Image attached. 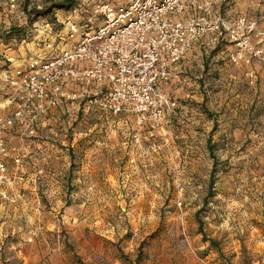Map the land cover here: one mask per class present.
Returning <instances> with one entry per match:
<instances>
[{"label":"rangeland","instance_id":"1","mask_svg":"<svg viewBox=\"0 0 264 264\" xmlns=\"http://www.w3.org/2000/svg\"><path fill=\"white\" fill-rule=\"evenodd\" d=\"M59 1L19 0L11 11L7 0H0V56L4 48L30 60L49 58L64 49L69 41L60 22L69 11L53 10L47 17L28 22L34 10ZM86 12L85 18L88 8ZM20 29V35L1 38ZM221 44L227 43L204 45L200 52L215 55ZM252 63L250 68L255 70ZM242 66L225 82L228 92L222 95L233 98L234 88L251 95L250 118L248 123L232 124L231 130H238L231 137L221 132L218 123H212L209 139L204 137L199 144L168 139L160 127L150 125L149 138H145V128L129 125L125 135H119L127 141L126 151L131 147L138 154L130 159L128 152L123 153L116 160L117 170L111 154L110 170L90 185L83 172L86 142L73 141L68 152L67 142L58 141L63 157L57 164L56 187L50 188L48 177L43 176L39 194L47 219L50 201L55 210L52 228L47 225L31 246L22 241L21 253L3 245L0 264H264V89L259 91L260 85L264 88V76L255 70L257 82L250 86L245 78L248 67L243 66V71ZM188 76L195 80L193 72ZM217 77L214 72L205 77L213 83L207 100L218 89ZM211 113L218 116L214 108ZM80 114L73 115L79 120ZM113 115L104 114L107 120ZM134 134L140 135L138 143L131 139ZM147 146L149 158L143 153ZM130 164L133 168L128 169ZM125 171L126 175L121 174ZM211 239L218 251L205 241Z\"/></svg>","mask_w":264,"mask_h":264},{"label":"crops","instance_id":"2","mask_svg":"<svg viewBox=\"0 0 264 264\" xmlns=\"http://www.w3.org/2000/svg\"><path fill=\"white\" fill-rule=\"evenodd\" d=\"M215 13L227 17L245 15L264 28V0L223 2L215 7ZM180 17L186 19L188 14ZM204 44V40L197 42L194 50L172 68L170 82L160 85L153 92L154 97L161 98L168 107L171 102L176 103V108H168L167 120L157 126L168 139L174 137L185 139V142L196 140V144H199L209 139L212 123L220 124L221 132L229 137L238 130L235 127V131H232V124L241 125L249 121L251 95L240 88L231 90L234 96L229 100L226 95H222L227 94L228 86L225 82L231 81L230 77L235 74L237 68L227 59V55L233 51V46L228 43L221 44L217 54L203 56L200 51L204 50ZM71 45L72 42H69L65 48H70ZM9 46L10 43H7L5 47ZM4 49L7 50L0 56V115L9 116L17 107L15 92L22 88L19 83L15 87L11 86L5 75L10 74L13 77L14 71L26 67L30 59L23 53ZM77 66L81 67L82 64ZM252 67L260 76H264V66L261 63L253 61ZM244 69L242 66L243 71ZM192 72L195 80L188 76ZM212 72L218 76L217 80L215 79L218 89L210 95V100H207L213 92L209 91L208 87L213 83L206 82L205 77ZM14 80L17 81L16 78ZM259 87V91L264 89L261 85ZM102 88L93 85L76 86L67 81L57 83L48 89L58 100L57 106L36 116L26 115L23 121L17 122L4 132L8 181L0 183V194L6 196V199L0 198V249L5 245L16 253H21L22 244L31 246L34 237L42 233L47 225L52 228V203L49 202L50 217L47 219L39 194L43 176L48 177L50 188L56 187L57 164L63 157L58 141L67 142L68 152L69 147H73V141L81 139L86 142L87 146L83 150V172L89 185L93 184L96 176L104 175L110 170L108 158L111 154L115 162L114 170L119 169L116 160L120 159L123 153L128 152L130 159L138 154L139 151L132 150L131 147L126 151L127 141L121 136L125 135L124 131L129 129V125L131 128L136 127L135 115L123 113L113 115L114 117L107 120L105 112L93 103L94 93ZM213 108L218 116L211 113ZM74 112L81 113L79 120L73 115ZM78 125L81 126L80 131L77 129ZM176 125L181 129L175 127ZM144 128L146 130L143 136L149 138V125ZM219 133L213 137H217ZM131 139L133 140V135ZM92 143L95 145L92 146ZM143 153L149 158V146ZM15 158L20 159V166L14 163ZM130 168H133L131 164L128 169ZM121 174L127 173L125 171ZM55 226L53 223V227ZM22 241L27 242L24 244Z\"/></svg>","mask_w":264,"mask_h":264},{"label":"built area","instance_id":"3","mask_svg":"<svg viewBox=\"0 0 264 264\" xmlns=\"http://www.w3.org/2000/svg\"><path fill=\"white\" fill-rule=\"evenodd\" d=\"M231 1L236 0L77 3L60 22L71 47L49 58L30 60L26 67L15 70L13 77L5 75L11 86L19 83L22 89L15 92V110L9 116L0 115V183L8 181L4 132L26 115L36 116L57 106L58 100L48 90L57 83L104 87L94 93L93 100L103 112L133 114L139 129L157 127L167 120L168 108H176V103L168 107L154 97V90L168 84L172 68L204 40L207 47L223 42L232 45L233 51L227 55L229 63L248 67L246 81L255 86L257 74L250 65L253 60L264 64V28L245 15L215 13L216 6ZM18 2L7 0L9 9L15 10ZM184 14H188L186 19L180 17ZM133 141L139 142V134L133 135ZM14 163L21 165L19 158ZM0 198L6 196L0 194Z\"/></svg>","mask_w":264,"mask_h":264},{"label":"trees","instance_id":"4","mask_svg":"<svg viewBox=\"0 0 264 264\" xmlns=\"http://www.w3.org/2000/svg\"><path fill=\"white\" fill-rule=\"evenodd\" d=\"M77 5L76 0H61L59 2L53 3L50 7L41 9V10H34L33 11V18H30L28 20L29 23H32L34 21H36L39 17H47L51 14V12L53 10H64V11H70L72 9H74V7ZM23 31L20 30H10L9 32H7L5 35H2L1 38L3 40L6 39H10L11 37L15 36L16 34L20 35L22 34ZM213 173V171H212ZM212 175V174H211ZM208 241L209 244L211 245V247H213L215 250L218 251V244L215 240H205Z\"/></svg>","mask_w":264,"mask_h":264}]
</instances>
